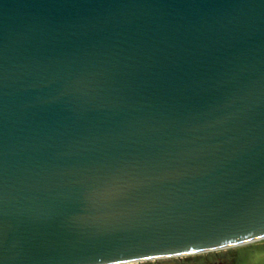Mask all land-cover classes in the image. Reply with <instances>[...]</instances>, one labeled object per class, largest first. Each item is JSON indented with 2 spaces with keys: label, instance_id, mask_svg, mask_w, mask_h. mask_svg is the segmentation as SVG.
<instances>
[{
  "label": "water",
  "instance_id": "water-1",
  "mask_svg": "<svg viewBox=\"0 0 264 264\" xmlns=\"http://www.w3.org/2000/svg\"><path fill=\"white\" fill-rule=\"evenodd\" d=\"M263 238L264 0H0V264Z\"/></svg>",
  "mask_w": 264,
  "mask_h": 264
},
{
  "label": "flooded vegetation",
  "instance_id": "flooded-vegetation-1",
  "mask_svg": "<svg viewBox=\"0 0 264 264\" xmlns=\"http://www.w3.org/2000/svg\"><path fill=\"white\" fill-rule=\"evenodd\" d=\"M253 242H249L244 245L242 244V246L238 247V250H236L235 254H232V252L219 253V251L223 248H218L185 254L182 255L179 259L177 258L167 261L159 260L151 262V264H236L238 255L240 257V261L242 262L241 264H256L248 263V261L251 259L250 256H252V254L247 246L253 244ZM238 252L240 253L238 254Z\"/></svg>",
  "mask_w": 264,
  "mask_h": 264
},
{
  "label": "rangeland",
  "instance_id": "rangeland-1",
  "mask_svg": "<svg viewBox=\"0 0 264 264\" xmlns=\"http://www.w3.org/2000/svg\"><path fill=\"white\" fill-rule=\"evenodd\" d=\"M264 241L263 239H260ZM254 241L253 244L247 246V248L250 249V252L252 254L251 259L248 261V263H256V264H264V242L263 241ZM246 244V243H245ZM244 245V244H243ZM242 245H237V246H232V247H228V248H223L219 251V253H227V252H232V254L236 253V250H238V247H240ZM241 249V248H239ZM218 251V250H216ZM240 252H238L239 254ZM182 255L179 256H171V257H162V258H155L152 259L151 262H155V261H167V260H171V259H179ZM242 262L240 261V257L238 255L237 260H236V264H241Z\"/></svg>",
  "mask_w": 264,
  "mask_h": 264
},
{
  "label": "snow or ice",
  "instance_id": "snow-or-ice-1",
  "mask_svg": "<svg viewBox=\"0 0 264 264\" xmlns=\"http://www.w3.org/2000/svg\"><path fill=\"white\" fill-rule=\"evenodd\" d=\"M167 254L171 255L172 253L168 251ZM125 256H127V258H121ZM103 261L106 262V264H151L152 256L139 251L128 250L127 254L121 252L120 257L106 255Z\"/></svg>",
  "mask_w": 264,
  "mask_h": 264
}]
</instances>
